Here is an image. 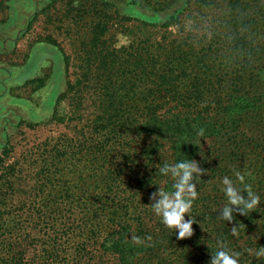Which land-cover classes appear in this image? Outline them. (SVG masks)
Masks as SVG:
<instances>
[{
	"label": "trees",
	"instance_id": "16d2710c",
	"mask_svg": "<svg viewBox=\"0 0 264 264\" xmlns=\"http://www.w3.org/2000/svg\"><path fill=\"white\" fill-rule=\"evenodd\" d=\"M198 3L196 14L184 4L159 24L137 17L122 32L129 44L90 42L83 73L68 83L74 103L62 111L65 92L42 123L65 125V139L15 162L4 141L0 264H213L219 251L264 264V0ZM155 30L164 40L149 44ZM185 161L200 172L184 217L193 235L180 240L152 205L178 182L160 169ZM225 177L246 202L259 198L254 210L229 203Z\"/></svg>",
	"mask_w": 264,
	"mask_h": 264
},
{
	"label": "rangeland",
	"instance_id": "374dc122",
	"mask_svg": "<svg viewBox=\"0 0 264 264\" xmlns=\"http://www.w3.org/2000/svg\"><path fill=\"white\" fill-rule=\"evenodd\" d=\"M153 4L152 0H2L0 148L6 139L11 141L9 162L17 161L27 149L39 150L66 138L70 130L65 125L42 123L52 120L58 99L65 92L69 98H63L62 111L74 103L68 83L83 73L81 65L91 41L99 37L100 44L106 40L110 46L129 44L130 36L122 32L133 30L137 17L159 24L181 5L190 6L187 12L193 14L201 7L198 0H153ZM152 5L160 10L155 12ZM103 27L107 31L99 32ZM180 31V26H171L167 38ZM160 33L153 31L149 44L164 40V32ZM34 78L44 80L28 82ZM92 83L97 86L95 79ZM93 99L85 98L84 104Z\"/></svg>",
	"mask_w": 264,
	"mask_h": 264
},
{
	"label": "clouds",
	"instance_id": "9594fccd",
	"mask_svg": "<svg viewBox=\"0 0 264 264\" xmlns=\"http://www.w3.org/2000/svg\"><path fill=\"white\" fill-rule=\"evenodd\" d=\"M201 134L202 131H201ZM171 172L172 178L177 179L175 184V191L169 195L164 191L153 194V199L156 195H159L160 199L157 203L152 205L155 213L161 217L163 224L168 229L178 230L177 239L183 240L185 238H190L193 235L192 224L193 220L185 221V214L190 213L193 201L197 198L198 193L196 191L195 185L191 184L193 173H199L200 169L196 166L195 161H185L172 165H166L160 169V173L167 175ZM237 179L241 182L243 177L237 175ZM223 183L227 185L226 194L229 197V203L236 206H241L248 210H254L259 204V198L253 196L250 202H246L241 196H238L235 190L231 186V181L225 177ZM249 195L252 193L249 189ZM244 214V213H241ZM231 209L225 207L223 213V219L232 220ZM233 234H236L237 229H232ZM131 241L136 244L142 242V239L136 235L131 236ZM257 257L264 256V247H261L256 253ZM239 253L229 254L228 251H219L216 254V258L213 260V264H239Z\"/></svg>",
	"mask_w": 264,
	"mask_h": 264
}]
</instances>
